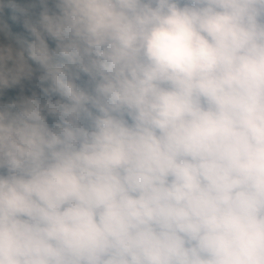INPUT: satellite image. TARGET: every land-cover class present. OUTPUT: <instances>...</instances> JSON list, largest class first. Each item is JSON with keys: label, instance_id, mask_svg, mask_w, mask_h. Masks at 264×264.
Instances as JSON below:
<instances>
[{"label": "clouds", "instance_id": "1", "mask_svg": "<svg viewBox=\"0 0 264 264\" xmlns=\"http://www.w3.org/2000/svg\"><path fill=\"white\" fill-rule=\"evenodd\" d=\"M16 88L0 264H264V0H0Z\"/></svg>", "mask_w": 264, "mask_h": 264}, {"label": "trees", "instance_id": "2", "mask_svg": "<svg viewBox=\"0 0 264 264\" xmlns=\"http://www.w3.org/2000/svg\"><path fill=\"white\" fill-rule=\"evenodd\" d=\"M33 2V0H32ZM17 3L26 4L24 0H17ZM8 16L12 15L10 10H6ZM11 22V21H10ZM14 31L18 32V27L14 26ZM32 91L39 92V88L36 86V82L26 83L24 92L26 95H30ZM20 94L19 88L7 90L3 96H0V103L8 102L9 100L15 99ZM51 122V121H50Z\"/></svg>", "mask_w": 264, "mask_h": 264}, {"label": "rangeland", "instance_id": "3", "mask_svg": "<svg viewBox=\"0 0 264 264\" xmlns=\"http://www.w3.org/2000/svg\"><path fill=\"white\" fill-rule=\"evenodd\" d=\"M24 1H25V3H31L32 2V0H24ZM18 33H20L21 35H23L25 37L28 36L26 30H24L23 27H22V23L18 26Z\"/></svg>", "mask_w": 264, "mask_h": 264}]
</instances>
